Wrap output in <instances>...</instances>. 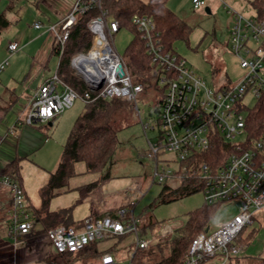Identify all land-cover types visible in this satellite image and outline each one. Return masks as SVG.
<instances>
[{
	"label": "built area",
	"instance_id": "1",
	"mask_svg": "<svg viewBox=\"0 0 264 264\" xmlns=\"http://www.w3.org/2000/svg\"><path fill=\"white\" fill-rule=\"evenodd\" d=\"M96 1L99 0H77L59 24L49 27L57 43L64 44L76 15L88 11ZM209 1L192 0V3L197 9ZM256 1L250 13L230 11L234 13V19L228 50L242 72L236 80L230 78V82L213 85L200 76L179 52L165 49L152 17L136 14L132 18L155 64L153 75L158 78L157 85L163 89L164 95L158 109L159 138L156 142L149 140L150 152L156 161H159L160 153L172 152L179 164L177 169H172L159 167L156 163L154 176L162 183L177 171L182 176L192 171L206 180L203 190L206 203L230 204L237 208L228 221L214 229L208 223L194 237L185 264H224L238 257L242 251L239 242L242 232L253 223L254 214L264 209V133L250 141L246 128L249 109L246 99L250 96L258 100L264 96V0ZM41 26L35 24L37 28ZM98 27L104 43L98 38ZM89 28L93 33L91 47L71 61L88 89L80 94L56 71L34 91L26 123L51 121L73 107L77 99L85 103L113 98L136 101L145 90V83L134 81L124 56L108 37V34L113 37L120 31L119 22L103 12L91 20ZM19 48L16 41L9 44L10 52ZM6 64L7 60L0 64V72ZM136 108L140 114L137 104ZM216 136L231 147L224 162L217 167L205 161L196 165L192 159L194 155L210 150ZM239 136L243 140L235 141ZM0 186L13 193L11 234L15 237L28 235L34 223L22 185L8 175H0ZM139 224L134 208H120L115 215L88 216L79 227L57 225L50 228L46 236L55 254L78 252L92 243L99 246L106 239L127 234L136 237V249L148 248L154 242L142 236ZM173 230L171 225H166L160 238ZM102 251L98 258L87 261H91L90 264H120L113 252ZM218 259L222 262H210ZM129 264H134L133 255Z\"/></svg>",
	"mask_w": 264,
	"mask_h": 264
},
{
	"label": "rangeland",
	"instance_id": "2",
	"mask_svg": "<svg viewBox=\"0 0 264 264\" xmlns=\"http://www.w3.org/2000/svg\"><path fill=\"white\" fill-rule=\"evenodd\" d=\"M65 1L0 0V12H6L10 23L7 28L0 32V64L8 59L4 71L0 72V79H4V74L8 75L9 73L10 76H13V74L18 75L23 72L25 68H19L17 69L18 74H16L14 68L18 66L17 63L20 64L29 60L27 54L31 53V47L40 44L41 39H38V35L46 29V25L42 29H37L35 24L40 21L47 24L48 19L44 15L52 9L51 6L61 7ZM168 4L178 16L193 27L188 44L185 41L175 43L176 49L186 58L188 64L210 85L218 84V80L226 73L231 79L236 80L242 70L228 50L234 13L230 12L225 0H210L206 6L197 9L194 8L192 0H169ZM249 4L252 5L251 2ZM208 5L212 8V13L208 12ZM10 6L12 7L10 8ZM235 10L237 11V9ZM21 37L25 41L32 40L26 54L20 50L10 52L9 44ZM108 37L118 52L124 55L126 48L134 38V34L128 28L123 27L113 37L109 34ZM59 60V56L55 54L46 69L47 74L51 75L56 71ZM216 66L222 67V73L219 75L213 73ZM74 71L78 75L75 68ZM79 77L82 79L81 76ZM160 88L153 81L150 84H145V90L138 95L136 101L127 100L130 104L116 117L120 143L113 155L112 164L103 172L87 173L85 172V163L78 162L76 168L79 174L73 177L69 184L72 189L63 192L55 200H52L50 208L74 206L75 221L83 220L90 215L94 216L95 213L115 215L120 208H134V215L139 218L140 224L155 222L154 226L148 228L146 233L142 235L155 243L161 237L162 229L166 225H171L174 230L178 229L186 223L191 210L204 204V191L169 203H162L157 200L165 185L176 187L179 183V180L172 177L161 183L154 176L156 163L159 167L168 166L172 169H177L179 166L176 155L172 152L160 153L159 161H156L150 152L149 140L156 142L159 138L158 100L162 94ZM256 101L255 98L249 96L245 102L251 108L256 104ZM136 104L140 108V114ZM84 109L85 102L77 99L73 107L61 114L63 117L61 122H58L60 119L55 122L50 132V137L52 136L49 139L50 142L32 156L33 160L38 162L48 173L57 169L64 143L77 117ZM240 140H243L242 136L235 139V141ZM28 172L29 170L27 175ZM48 179L49 177L44 179L43 184H46ZM92 182H96L97 185L87 197L80 201L81 192L75 187ZM38 199L43 200L39 192L35 196H31V202L30 204L27 202V206L32 209L31 204L34 206ZM236 211L237 208L233 205L219 204L209 222L211 228L214 229L228 221L235 215ZM5 233L8 236L7 229H5ZM43 234L45 235L46 232ZM240 237L242 239L240 243L242 246L241 254L224 264H264V209L254 214L253 223L244 229ZM136 246V237L133 234H127L104 240L102 248L113 252L120 264H129ZM90 262L79 260L73 263L90 264ZM210 262L221 263L222 261L218 259Z\"/></svg>",
	"mask_w": 264,
	"mask_h": 264
},
{
	"label": "trees",
	"instance_id": "3",
	"mask_svg": "<svg viewBox=\"0 0 264 264\" xmlns=\"http://www.w3.org/2000/svg\"><path fill=\"white\" fill-rule=\"evenodd\" d=\"M168 2L169 0H99L94 2L92 8L85 13H78L64 44L61 45L55 41L53 46V53L60 58L57 70L59 77L80 94L86 92L88 87L75 73L71 61L76 54L86 52L91 47L93 33L89 28V23L105 12L107 16L119 22L120 28H128L134 34V38L123 55L134 81L145 84L155 81L157 85L158 78L153 75L155 64L147 53L145 41L132 18L136 14L152 17L165 49L177 51L175 43L185 41L188 44L193 27L177 15ZM251 3L256 4L257 1L253 0ZM9 24L6 12H0V31L7 28ZM213 73L219 75L222 73V67H214ZM222 81L230 82L231 80L225 74L223 79L218 80V83ZM160 90L162 94L158 100L159 106L164 98L163 89L160 88ZM129 104L127 99L123 98L95 99L85 103L84 111L77 117L64 143L57 169L50 172L47 183L41 188L43 198L41 207L36 209L34 215L31 216V220H39L43 224L40 232L45 233L57 225H72L73 207L51 211L49 208L51 199L63 191L72 189L69 184L70 180L79 174L76 168L78 162L85 163L87 173L103 172L112 164L113 155L120 143L116 117ZM246 128L250 141L258 139L264 133V96L248 109ZM230 149L227 142L216 136L210 150L198 152L192 159L196 165L205 161L210 166L217 167L224 162ZM2 175H8L22 185L21 165L17 160L9 163ZM171 177L179 180V183L176 187L168 185L163 187L157 198L162 203H169L203 191L206 185V180L192 171L183 176L177 171ZM96 185V182H92L77 187L81 192L80 201L87 197ZM218 207L219 204H208L204 201L202 206L190 211L186 223L173 230L171 235L160 238L161 240L159 239L148 248L135 249L133 263L185 264L194 237L207 226ZM154 224L153 221L145 225L139 224L141 234L146 233L147 229L153 227ZM175 231L177 233L174 234ZM239 242H242L241 237ZM102 252L98 250L96 243H92L78 252L52 254L48 258V263L74 264V261L96 259Z\"/></svg>",
	"mask_w": 264,
	"mask_h": 264
},
{
	"label": "crops",
	"instance_id": "4",
	"mask_svg": "<svg viewBox=\"0 0 264 264\" xmlns=\"http://www.w3.org/2000/svg\"><path fill=\"white\" fill-rule=\"evenodd\" d=\"M76 1L77 0H66L61 7L51 6L52 9L44 15L47 17L48 23L45 24L43 21H40L38 23L42 26L40 28L35 27L37 29H42L46 25V29L38 35V39H41L40 44L31 47V53L27 54L29 60L20 64L17 63L18 66L14 68L16 74H18L17 69L19 68H25L23 72H20V74H18L19 76L15 74L10 76L9 73L8 75L4 74V79H0V175H2L3 170L9 163L17 160L21 165V183L29 204L31 202V196H35L38 192L41 193V188L45 185V183L43 184L44 179L49 177L50 172H54L49 171L48 173L38 162L33 160L32 156L46 143L50 142L49 139L52 137H50V132L55 122L58 119H60L58 122H61L63 117L59 115L51 121L38 122L35 124H28L25 119L34 91L58 70L57 66L53 74L50 75L46 72V69L49 67L55 55L53 53V46L55 43L54 34L48 29L51 25L59 24L70 12ZM252 1L253 0H225L230 11H236L235 9H237V11L244 13L251 12L252 5L249 3ZM207 10L209 13H212V8L209 5ZM23 40L24 38L21 37L14 41L19 43V50L26 54V51L31 46L32 40H24V43ZM177 52L179 51L177 50ZM6 60L8 63V59H5V61ZM3 71L4 69L1 72ZM226 74L228 75V73ZM221 79H223V76ZM28 170L29 176L26 174ZM77 187L75 188L77 189ZM63 192L51 199L49 208L51 207L52 200H55ZM12 202L13 193L11 189L0 186V264H49L48 258L50 255L55 254V252L46 234L44 235L40 232L43 224L39 220H32L34 227L28 235H19L15 237L11 234L10 221ZM41 204L42 201L38 199L34 206L31 204L32 209L27 206L30 218L34 215L35 210L41 207ZM67 207L68 206H64L61 208ZM69 207L74 208V206ZM61 208H50V210L57 211ZM32 210L33 212H31ZM95 215L101 214L95 213L94 216ZM82 221L83 220L75 221L73 216V223L71 226L79 227L82 225ZM5 229L8 230V236L5 233ZM102 245L103 242L98 246V250L102 251L106 249H103Z\"/></svg>",
	"mask_w": 264,
	"mask_h": 264
},
{
	"label": "bare ground",
	"instance_id": "5",
	"mask_svg": "<svg viewBox=\"0 0 264 264\" xmlns=\"http://www.w3.org/2000/svg\"><path fill=\"white\" fill-rule=\"evenodd\" d=\"M98 29V31H99V36H98V38L101 40V43H104V39L102 38V36H100L101 35V31H100V27H98L97 28ZM102 38V39H101ZM98 43V42H97ZM96 43V44H97Z\"/></svg>",
	"mask_w": 264,
	"mask_h": 264
}]
</instances>
